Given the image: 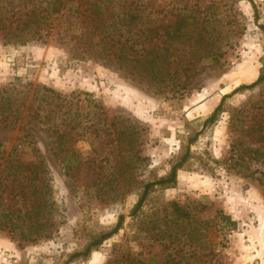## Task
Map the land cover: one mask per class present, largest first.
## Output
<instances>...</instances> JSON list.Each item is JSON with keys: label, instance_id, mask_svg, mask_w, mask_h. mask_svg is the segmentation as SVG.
<instances>
[{"label": "rangeland", "instance_id": "rangeland-1", "mask_svg": "<svg viewBox=\"0 0 264 264\" xmlns=\"http://www.w3.org/2000/svg\"><path fill=\"white\" fill-rule=\"evenodd\" d=\"M40 1L0 0V264H264V81L205 122L264 73V0H139L124 50L167 52L186 84L167 92L110 55L121 45L99 40L86 0L25 29L20 9Z\"/></svg>", "mask_w": 264, "mask_h": 264}, {"label": "trees", "instance_id": "trees-1", "mask_svg": "<svg viewBox=\"0 0 264 264\" xmlns=\"http://www.w3.org/2000/svg\"><path fill=\"white\" fill-rule=\"evenodd\" d=\"M44 1L45 0H42L39 2L40 7L38 8L35 7L37 3L33 2V7L29 11H25L23 8L20 9L19 16L20 18L23 17L22 23L24 24L25 29L26 28L31 29L34 27V25H36V27H41L44 23H46L49 17H51L57 12H60L61 10L64 11V13L66 14V19H67L68 16H70V14L79 12V7L81 5H84L82 3V0H81V3H79L76 6L73 5L72 0H46L48 4L46 6H43L42 3H44ZM104 1L105 2L101 0H86V2H88L89 4H86L87 7L84 9V12L89 10L90 13L94 12L95 15H97V17L95 18V21L99 19L98 28L101 27L100 31L98 32L99 35L101 34V37H99V40L104 42V46L105 44L121 45V47H119L120 49L118 52L112 53L111 51L110 55H112L113 58L116 57L118 61H125V60H129L130 62L132 61L133 65H131L132 67L130 68L129 73H132L133 75H135V77H137L141 81L151 83L152 85L157 86V87H161V88L163 87L161 92L171 91L172 88L174 87H178V88L183 87V86L186 87L185 81L179 82V83L171 82L173 76H175L178 73V69L171 68V63L169 60L170 57L167 52H164V51L159 52L157 48L151 47L149 49H145V52L143 53L142 52L138 53L137 50H134L135 48L133 46H132V51L130 52H127L126 50H124L125 49L124 43L121 40V37L123 35L122 26L125 24L127 26L130 25V23H132V22H129L130 18L134 20L137 17L140 18V14H139L140 4L137 3L139 2V0H131L130 5L128 6L126 10L122 11V14L109 11L110 10L109 4H119V5L124 6L125 5L124 2L126 0H104ZM134 3H136L135 6H133ZM0 8H5V5L0 4ZM39 9L40 11H44V12L40 14ZM103 11L108 12L109 17L113 16L114 21L110 22L108 20H105L106 18H100L99 14H101V12ZM7 12L8 11L4 9L0 11V30L13 25V21L2 22L3 16ZM116 17H118L117 20H115ZM111 26L117 27V29L115 30V32H113L112 35H111V32L110 34L106 35L104 31H106ZM134 30H136L137 32V27H135ZM145 31H150V29L144 30L143 32ZM38 36L40 37V34ZM34 37H35V33L31 34L30 38H34ZM152 40L153 39H150L149 41H152ZM101 53H105V52H97V55H101ZM263 81H264V73L261 74L254 82L250 84H242L236 87L231 93L224 95L223 98L221 99L220 104L215 108L212 115L209 118H207L205 122H209L216 117V115L218 114V111L221 109L222 104L227 96L232 95L235 92L242 90V89L252 88L260 84ZM171 84H173V87H170ZM189 155H190V151H187L180 158V160L175 162L171 168L170 174L167 177H163V178H160L154 181H150L145 184L144 190L139 200L137 201V203L135 204V206L133 207L131 211V215L134 216L139 213V211L144 206L145 201L153 187H155L156 185L167 184V183L176 181L178 170L187 161ZM49 189L50 188H48V190ZM39 190L41 191V188L32 186L31 193L34 194ZM42 199L47 200L46 197L44 196ZM176 209L180 211L178 206H176ZM184 215L187 216V212H185ZM222 219H224L225 223L230 227V229H236L238 227V221L235 220L230 214L223 213ZM123 222H124V215H120L116 225L111 231L101 234V236H99L98 238L94 239L91 243H89L88 246L85 248V250L75 252L74 254L70 256L69 259H74L75 257H78L80 255H88L93 250L94 247L101 245L106 239L115 235L121 229Z\"/></svg>", "mask_w": 264, "mask_h": 264}]
</instances>
